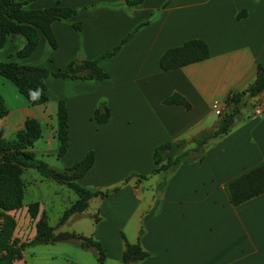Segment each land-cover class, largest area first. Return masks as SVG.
<instances>
[{"label": "crops", "instance_id": "1", "mask_svg": "<svg viewBox=\"0 0 264 264\" xmlns=\"http://www.w3.org/2000/svg\"><path fill=\"white\" fill-rule=\"evenodd\" d=\"M56 2L75 12L49 23L55 46L37 29L34 49L17 56L25 38L11 32L0 48V61L56 70L70 59H92L118 47L98 59L106 73L102 78L47 75L48 100L40 105L49 109L32 112L20 97L14 108L4 103L7 112L0 116V137H11L27 116L39 121L47 115V132L44 135L41 129L31 146L35 156L54 154L55 164L46 163L61 169L92 149V163L76 181L92 190L119 187L89 197L84 209L51 225L45 207L59 199L62 213L76 194L73 190V196L63 194L68 188L63 183L22 167L23 195L27 191L30 195L26 202L22 195L19 208L8 210L15 219L12 237L32 238L34 221L41 216L53 233L67 231L81 237L26 245L11 264H84L82 254H91L96 264H121L125 243L136 240L145 255L129 264H264V191L233 204L227 189L232 178L264 163V114H250L253 101L264 100V89L256 97L244 98L232 126L209 139L200 157L150 172L155 145L213 129L224 111L213 112V99L225 103L227 96L254 79L257 67H264V0H140L133 5L123 0H30L26 6L41 8ZM189 38L205 41L207 56L161 69V53ZM0 87L19 93L2 75ZM172 93L183 102H164ZM58 98L66 106L67 147L57 156ZM99 103L109 110L104 122L93 119ZM33 201L38 211L31 220L26 207ZM84 215L87 220H82ZM129 220L128 237L122 229ZM82 237L101 244L102 262L93 246L82 245ZM58 254L61 262L54 260Z\"/></svg>", "mask_w": 264, "mask_h": 264}, {"label": "trees", "instance_id": "2", "mask_svg": "<svg viewBox=\"0 0 264 264\" xmlns=\"http://www.w3.org/2000/svg\"><path fill=\"white\" fill-rule=\"evenodd\" d=\"M30 0H0V48L3 46L8 33H19L24 36V43L15 51V55L23 56L30 53L37 42V29L41 30L50 46H55V40L49 23L56 18L72 15L74 8L60 5L57 2L53 5L33 8L26 4ZM127 5H133L140 0H123ZM75 27L78 24L75 23ZM131 30L126 37H128ZM125 37V38H126ZM111 51L101 53L92 59H70L62 68L49 70L43 65L20 64L14 60L0 61V75L10 80L21 93L26 102L30 105L43 104L48 100L44 79L47 75L96 79L106 75L98 66V59L104 55L113 53ZM208 49L205 41L199 38H189L181 44L166 48L158 59L161 69H168L184 65L207 56ZM86 72L80 73V71ZM264 89V67H257L254 79L241 90L226 97L225 108L217 118L215 127L210 130H202L193 134L188 139H173L161 142L154 146L151 157L154 166L151 173L167 171L174 168L179 162L188 161L201 156L204 144L211 138L223 134L232 126L236 114L244 104V98L258 96ZM164 102H183V98L177 93L163 99ZM7 112L3 98L0 94V116ZM109 115L105 103L97 104L93 109V119L97 122H104ZM55 134L58 140L56 155H60L67 147V114L65 102L62 98L56 99L55 108ZM41 136L39 121L32 116H27L23 124L11 137H0V264H11L12 260L21 256V251L26 245L46 243L51 240L80 236L74 232L61 231L52 232V227L44 217L34 221L35 233L28 240L18 241L12 237L15 226L13 215L8 210L17 209L21 206L24 184L20 177L22 167H32L41 176L52 178L73 190L76 198L64 208L58 222H62L74 211H81L85 208L89 197L94 195L103 196L107 192L116 189H89L79 182V177L92 163L93 150L88 149L76 161L61 169L49 166L44 160L37 158L31 150L33 142ZM187 143H192L187 146ZM132 174V172L130 173ZM137 176L145 177L138 173ZM126 179V178H125ZM229 199L233 204L241 202L253 195L264 191V163L258 164L227 183ZM31 220H34L38 211V203L30 202L26 207ZM83 246L91 245L96 249L97 258L102 262L104 251L101 244L91 237H82ZM145 255L138 240L133 243H125L121 264H129Z\"/></svg>", "mask_w": 264, "mask_h": 264}, {"label": "rangeland", "instance_id": "3", "mask_svg": "<svg viewBox=\"0 0 264 264\" xmlns=\"http://www.w3.org/2000/svg\"><path fill=\"white\" fill-rule=\"evenodd\" d=\"M83 72H86V70L80 71V73H83ZM0 92L2 93V94L1 93L0 94L3 98V102L6 103L8 105V107H10V108H14L15 105L19 104V100H18L19 97L26 102V100L22 94L16 93V92L13 93V92L9 91L7 88L0 87ZM27 105H28V107L26 109H30V110H32V112H36L35 109H49L48 105H46L45 108H42L43 106L40 104L39 105H30L27 103ZM39 122L41 124V129H42L43 134L46 133L48 130V125H47L48 123L47 122H49V117L46 115L45 119H40ZM54 141L56 142V139H54ZM39 143L42 144L43 140H41ZM38 158L44 160L45 162H47V161L48 162H54V164L56 162L54 154L51 155L49 153H47V154L43 153V154L39 155ZM29 169L32 171L33 174L38 176V173L36 172V170H34L33 168H29ZM132 174H138V173H132ZM47 181H49V183H51V185H55L54 184L55 181H53V180H47ZM118 187H119V185L116 186V189H118ZM103 189H110V187L103 188ZM103 189H101V190H103ZM116 189H114V190H116ZM114 190H111V191H114ZM67 192L70 193L72 196L74 195L72 190L65 187L64 191L62 193L66 194ZM36 194H37V192H35V196H36ZM29 195H30V193L28 191L23 195V202H26L28 200ZM60 202L61 201L59 199H57V201H55L51 207L50 206L45 207V212H46L47 217H48L47 220L51 225L56 224L57 218H58L59 214L61 213L62 209H61ZM86 217L87 216H85V215L82 216V220H85V219L87 220L88 217L87 218ZM131 223H132V221L129 220L128 223L125 224L124 228L122 229V232L128 237L131 234V229H132ZM79 251L80 250H77V252H79ZM54 253H56V252H54ZM79 253H84V252L80 251ZM87 255H88V257L85 256L84 254L81 255V256H83L84 264H96L97 263L95 258L93 256H91V254H87ZM54 260L56 262H61L62 256L60 254H58L55 256ZM106 264H109V263L107 262Z\"/></svg>", "mask_w": 264, "mask_h": 264}, {"label": "built area", "instance_id": "4", "mask_svg": "<svg viewBox=\"0 0 264 264\" xmlns=\"http://www.w3.org/2000/svg\"><path fill=\"white\" fill-rule=\"evenodd\" d=\"M224 107L225 103L222 102L220 99H213V101L211 102V108L213 112L217 115L221 114L222 109H224ZM250 109L251 116L264 114V100H262L261 98L254 100Z\"/></svg>", "mask_w": 264, "mask_h": 264}]
</instances>
